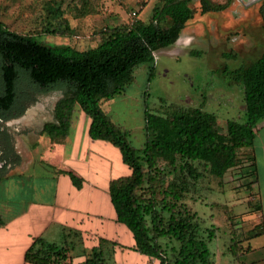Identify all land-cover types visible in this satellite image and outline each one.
<instances>
[{
	"label": "trees",
	"instance_id": "1",
	"mask_svg": "<svg viewBox=\"0 0 264 264\" xmlns=\"http://www.w3.org/2000/svg\"><path fill=\"white\" fill-rule=\"evenodd\" d=\"M202 10H221L223 4L200 0ZM48 3L51 19L43 30L69 35L72 28L62 16L60 5ZM94 11L97 0L85 3ZM193 17L192 0H157L147 21L132 14L127 23L105 27L99 42L87 49L70 44L49 45L36 33H20L0 20V119L20 116L31 98L19 93V81L30 82L38 91L61 89L62 96L53 107L52 119L42 123L40 132L52 143H62L69 133L75 107L90 118L88 136L115 146L130 173L109 180L108 194L118 222L125 224L134 239V248L157 264H209V238L201 237L193 221L194 212L182 201L188 186L184 174L196 177L194 162L222 178L243 162L240 149L253 145L255 127L264 119V49L252 61L235 69L244 88L246 121H227L226 132L217 128L216 115L196 106L161 101L159 111H144L145 142L132 145L127 129L115 123L102 108L101 100L125 89L134 81V69L149 63L148 76L155 73V51L173 43L186 22ZM192 52V51H191ZM195 53V52H194ZM193 54V52H192ZM7 157V156H6ZM182 171L175 183L168 179L163 165ZM66 173L76 188L84 179L71 170ZM241 240H232L233 255L244 248L242 242L258 233L255 227ZM161 238L174 240L169 258ZM70 246H59L41 237L33 240L24 254L32 264H73ZM100 253V252H99ZM97 251L86 264H106ZM78 264V263H76Z\"/></svg>",
	"mask_w": 264,
	"mask_h": 264
},
{
	"label": "rangeland",
	"instance_id": "2",
	"mask_svg": "<svg viewBox=\"0 0 264 264\" xmlns=\"http://www.w3.org/2000/svg\"><path fill=\"white\" fill-rule=\"evenodd\" d=\"M93 1L89 0L91 4ZM156 1L97 0L98 9L89 12V6H85L88 0H0V20L20 33H36L42 42L49 45L70 44L77 49H87L99 42L105 27L129 22L133 11L137 12L138 18L147 21ZM233 1L212 0L215 4H223V9L203 15L198 12L200 4L194 0L192 7L195 13L185 26L191 30L189 44H174L177 45H172L175 49L168 52H155L157 58L154 59L155 73L152 77L148 76L149 63H141L134 69L132 83L123 91L101 100L102 108L112 120L127 129L128 137L136 148L145 142V109L159 111L162 100L213 112L220 132H226L230 119L246 121L244 88L234 71L261 53L264 29L255 5L244 10L243 6L249 0ZM48 3H53L55 8L60 5L62 16L72 28L71 34L56 35L42 29L51 19L46 10ZM18 89L20 94L26 92L31 98L22 101L25 110L20 116L0 119V166L14 160L26 167V172L30 170L32 174L48 178L53 173L61 177L62 183L68 176V168L61 163L60 149H55L49 135L39 130L43 122L52 119L54 104L63 92L61 89L40 92L24 79L19 81ZM75 110L79 109L75 107ZM78 114H73V118L78 120L76 126L81 123V114ZM75 138L78 147L86 148L84 136ZM90 147L97 148L96 145ZM18 149L20 152L16 153ZM111 160H116L113 153ZM119 164L128 168L121 162ZM194 165L199 175L191 177L184 174L188 188L182 201L194 212L193 221L201 237L209 238L210 229L214 232L209 242V264H237L228 247L233 239L241 240L250 232V219L253 217H243L250 214L256 205L254 199H248L250 191L247 185L252 184L251 178L248 173L239 175L241 165L229 169L224 178L210 174L202 163L195 161ZM163 168L168 179L175 183L182 178L178 164L175 168L169 165H163ZM73 173L79 176V173ZM46 184L50 185V181ZM85 203L91 212L85 225L86 232L70 247L73 264H86V259L93 257V251L100 252L97 257L104 258L106 264H157L156 258L150 259L134 248L132 233L125 224L116 221L107 192L96 194ZM93 212L100 216H92ZM261 240L260 236H255L249 243L255 245ZM160 242L172 259L177 243L167 238H161Z\"/></svg>",
	"mask_w": 264,
	"mask_h": 264
},
{
	"label": "crops",
	"instance_id": "3",
	"mask_svg": "<svg viewBox=\"0 0 264 264\" xmlns=\"http://www.w3.org/2000/svg\"><path fill=\"white\" fill-rule=\"evenodd\" d=\"M75 112L81 114L83 125L76 126L78 120L72 116L65 140L53 144L55 149H60L61 163L84 179L81 188H76L69 176L61 183L60 176L52 173L48 178L32 174L30 170L26 172V167L14 160L0 166V264H32L24 260V254L37 237L59 246H73L86 232L85 225L91 212L86 206V199L108 193L110 179L130 173L129 168L120 166L121 156L112 144L89 138L90 118L81 110ZM77 136H84L86 148L78 147L75 143ZM95 145L97 148L90 147ZM19 152V149L16 150V153ZM112 153L115 161L111 160ZM240 154L243 162L239 175L248 173L252 182L247 185L250 191L248 199L256 201L254 210L249 212L253 216L244 214L243 218L253 217L249 230L255 227L258 234L245 239L242 242L244 250L234 257L237 264H264V119L255 127L253 145L241 148ZM48 180L50 185L46 184ZM91 214L100 216L96 212ZM71 235L73 239H69ZM255 236H260L262 240L251 245L249 240Z\"/></svg>",
	"mask_w": 264,
	"mask_h": 264
},
{
	"label": "flooded vegetation",
	"instance_id": "4",
	"mask_svg": "<svg viewBox=\"0 0 264 264\" xmlns=\"http://www.w3.org/2000/svg\"><path fill=\"white\" fill-rule=\"evenodd\" d=\"M193 1L194 0H192V2ZM231 1H233V0H231ZM234 1H238V0H234ZM197 2L200 4L198 12H202L203 15L206 14L207 12L213 11V10H205V11L202 10L201 1L197 0ZM245 5L246 6H243L244 10H246L248 7H251L252 5H255L257 7V11L259 12V15L261 17V20H262V23H263V29H264V0H249V2L247 4H245ZM194 13H195V9L193 7V15H194ZM185 26H186V24H185ZM185 26L180 31L178 37L176 38V40L173 43H171L168 46L161 47V48L157 49L155 52H157V53H162L163 51L164 52H168V50L170 51L171 49H175V47H172V45H174V44H178V45L179 44H189V41H190L189 39H191V37L189 38L190 35H188V34L190 33L191 30H190L189 27H185ZM184 35H186L187 37H183ZM174 46H177V45H174ZM156 58H157V56H156V53H155V59Z\"/></svg>",
	"mask_w": 264,
	"mask_h": 264
},
{
	"label": "built area",
	"instance_id": "5",
	"mask_svg": "<svg viewBox=\"0 0 264 264\" xmlns=\"http://www.w3.org/2000/svg\"><path fill=\"white\" fill-rule=\"evenodd\" d=\"M133 14H135V12L133 11Z\"/></svg>",
	"mask_w": 264,
	"mask_h": 264
}]
</instances>
